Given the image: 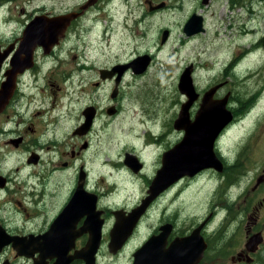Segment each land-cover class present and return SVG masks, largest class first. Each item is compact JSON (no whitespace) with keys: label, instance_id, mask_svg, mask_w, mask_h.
<instances>
[{"label":"flooded vegetation","instance_id":"af4514ba","mask_svg":"<svg viewBox=\"0 0 264 264\" xmlns=\"http://www.w3.org/2000/svg\"><path fill=\"white\" fill-rule=\"evenodd\" d=\"M57 1L61 4L60 0ZM132 1L75 0L74 8L51 13L46 8H30L31 2L27 0L23 2L24 7L11 9L4 16L0 15V24L3 20L7 24L3 27L4 30L11 32L8 25L17 27L6 44L0 42V91L11 76L23 71L17 75L16 89L9 103L0 110V264H116L119 261V264H125L126 261L133 264L134 253L152 237L160 236L164 226L171 227L167 237V249L176 239L188 237L200 230L207 249L199 264H264V167L261 166L259 173L248 178L249 180L240 177L238 181L236 178L233 182L230 181L229 174L237 171L239 161H227L221 148V138L239 120L240 111L234 107L235 98L231 92L223 94L224 88L221 86H217L219 88L213 100L226 98L227 109L233 117L215 144V153L223 163V171L206 169L193 177L181 178L160 193L138 221L133 219V213L150 196L152 183L162 168L164 153L173 149L185 137V130L175 128L177 119L169 124L168 140L162 141V137L155 132H145L144 139L140 140L142 143L139 150L149 151L151 147L157 146L158 162L154 165L153 173H146L145 157L136 148L133 147L124 155L121 166L125 168L132 181L131 186L138 194L135 204L129 205L134 202L130 198L127 200L129 204H126L118 195L117 184L107 183L105 175L92 178L85 164L78 165V161L94 149V144L101 142L104 129L120 120L123 113V122L129 117L135 119L134 112L137 111L132 106V101L124 98V79L129 74H143H136L129 68L120 79V72L113 76L108 72L116 66L130 64L141 56H150L151 65L155 60L153 55L144 53L122 63L119 55L110 65L107 57L88 55L93 50L101 49L102 42L108 38L109 28L104 31L102 20H107L114 13L113 10H119L116 13L119 14V22L120 8H126L129 14L135 10L143 13L135 20L137 25L169 8L165 0H139L140 3ZM204 1H193L195 7H191L186 23L192 17H202L205 27V13L215 2L222 11L227 8L240 10L249 2L244 0L239 4L236 0H224L225 4L222 0H208L205 4ZM258 2L264 5V0ZM102 3H105L104 6H101ZM102 10V14H96ZM247 10L248 13L251 9L248 7ZM71 14L76 16L48 54L43 45L37 46L32 51V62L28 68L12 66V59L20 48L24 32L33 21ZM110 20L113 21V18ZM87 22L90 23L88 30ZM75 27L78 41L82 40L87 31L93 36L88 37V44L76 45L75 63L79 67L69 77L64 75L63 78H79L76 80L79 83H74L72 88L75 91L81 89L80 95H86L85 86L96 90L89 93L91 100L88 103L78 104V107L72 106L74 96L71 93H66L71 97V101L66 104L63 101H66L67 96H59L57 92L60 88L55 86L56 91L54 85L50 86L48 80H58V68L47 66L57 50L61 51ZM162 31H169L170 37L169 29ZM248 33L254 34L252 31ZM184 34L187 39L199 35L189 37L185 31ZM1 35L2 33L0 38ZM167 41L163 44L161 39V44L165 45ZM253 46L258 48L259 45L255 43ZM61 65L62 63L59 68ZM212 88H216L215 85L199 93L194 105L200 108L204 94ZM46 90L47 94L44 95ZM123 101L127 104L123 105ZM70 107L72 115L69 114ZM191 118L194 119L192 115ZM173 129L177 134L175 139L171 133ZM113 165H118L120 172V160ZM198 179L203 180L207 186L210 182L213 183L211 193L206 199L210 204L207 215L190 223L189 229L187 219H184L187 222L185 228H182V219L179 226L173 215L161 210L166 220L163 219L164 221L153 227L143 243L139 238L143 236V229L163 196L184 181ZM254 180L257 182L252 184ZM234 186L240 187L238 194L229 193L228 190ZM201 214L204 215L203 212ZM133 220L135 224L132 227ZM130 229L128 240L116 252L111 251L112 238H121ZM97 236L99 246L93 254V239ZM103 256L108 258V262L101 261Z\"/></svg>","mask_w":264,"mask_h":264},{"label":"rangeland","instance_id":"374dc122","mask_svg":"<svg viewBox=\"0 0 264 264\" xmlns=\"http://www.w3.org/2000/svg\"><path fill=\"white\" fill-rule=\"evenodd\" d=\"M27 0H0V15L3 16L11 9L24 7ZM30 8H46L47 11L55 13L74 8L75 0H29ZM161 1V0H156ZM169 8L161 13L147 18L135 24V20L143 13L132 12L129 14L126 8L113 10L108 19L102 20V26L108 27V38L102 42V48L91 51L89 56L102 55L108 58L112 65L116 57L120 55V62L127 63L137 56L149 53L154 56V63L148 71L140 76L126 75L124 85V98L132 101L131 104L137 112L134 117H129L123 122V114L120 120L115 121L110 127L104 129L100 143L94 144V149L78 161V165L85 164L89 169L92 178H99L105 175L107 183H116L118 195L125 201L130 198L134 200L129 205L135 204L138 194L133 190L130 178L121 166L126 152L134 147L142 153L146 161V173H153L154 165L158 162L157 146L139 150L141 139H144L145 132L159 134L162 141L169 139L168 127L171 121L177 119L181 107L188 101L186 96L179 90L181 74L190 66L193 68V81L198 93L207 90L215 85L221 86L223 94L230 93L235 98L234 107L239 109V120L234 122L221 138V148L227 161L238 162L237 171L230 172L229 178L233 182L241 179L249 180L259 173V168L264 167V5L258 0H249L246 7L238 10L227 8L222 11L218 3H213L207 9L206 31L192 39H187L184 34L186 16L192 10L194 0H165ZM244 0H236L241 4ZM252 1V2H251ZM133 0L132 3H140ZM192 2V3H191ZM226 1L222 0V3ZM7 5H4L6 4ZM102 3L101 6H104ZM4 5V6H2ZM148 5H146L147 8ZM181 6H183L181 8ZM6 7V9H4ZM251 10L247 13V8ZM104 10L96 13L102 14ZM135 13V14H133ZM16 19L17 11L15 12ZM113 18V21L110 20ZM2 33L0 42L6 44L10 34L17 29L16 25L9 26L8 32L4 30L6 22L0 24ZM90 27L87 22L86 30ZM75 27L66 44L61 51L49 60L47 66L58 68V80H48L50 86L54 85L59 96L66 97V93L74 96L72 106L88 103V95L95 92L90 86H85V94L80 95V90L75 91L72 87L79 78L64 79L69 77L71 72L76 71L78 64L75 63L77 55L75 47L78 43L88 44L89 32H85L82 40H77ZM163 29L170 30V37L165 45L161 44ZM18 31H21L18 29ZM252 31L254 34H249ZM87 39V40H86ZM258 44V48L253 45ZM62 63L61 68H59ZM46 67V68H49ZM68 81L67 83H65ZM220 85H216V84ZM43 87V86H42ZM218 87V88H219ZM79 89L80 87L77 86ZM111 88V86H110ZM44 93V92H43ZM47 94V90L44 95ZM95 94V93H94ZM92 95V100L95 95ZM81 100V101H80ZM71 97L67 96L63 103L68 104ZM80 101V102H79ZM123 101V105H126ZM242 108V110H241ZM197 105L192 106L191 115L194 118ZM70 107L69 114L72 115ZM155 132V133H154ZM173 139L177 136L175 130L171 131ZM165 146H163L164 148ZM97 150V151H96ZM120 160V172L118 163ZM113 169V170H112ZM257 178V177H255ZM257 181H253L256 183ZM141 184V182H138ZM213 183L207 186L203 180L184 181L176 186L171 192L163 196L151 213L149 222L143 229V236L139 239L144 243L150 235L153 227L166 220L161 210L173 215L179 224L182 219V228L188 227L193 221L200 220L210 204L207 198L211 193ZM215 186V185H214ZM140 190L142 187H139ZM264 189V187H263ZM230 194H238L241 189L238 186L231 187ZM251 191V189H250ZM204 213L202 215L201 213ZM184 219H187L184 220ZM163 220V221H164ZM180 226V224H179ZM190 229V227H189ZM137 243H134L136 245ZM225 253V250H224ZM128 253L126 254V256ZM102 262H108L103 256ZM116 261V259H114ZM120 262V261H119ZM117 262L116 264H119ZM125 264H129L127 261Z\"/></svg>","mask_w":264,"mask_h":264},{"label":"water","instance_id":"95a60500","mask_svg":"<svg viewBox=\"0 0 264 264\" xmlns=\"http://www.w3.org/2000/svg\"><path fill=\"white\" fill-rule=\"evenodd\" d=\"M204 3L207 4L208 0H205ZM75 16L71 14L51 19L38 18L33 21L24 32L20 48L12 59V66L14 68H28L32 62V51L37 46L43 45L48 54L50 48L58 44L59 38L63 36ZM184 31L189 37L205 33L206 28L202 17H192L186 23ZM168 38L169 31H165L162 36V43L164 44ZM151 62L150 56H141L130 64L116 66L108 73L113 76L120 72V79L129 68H132L136 74H144ZM19 73L11 76L3 84L0 91V110L5 108L13 96ZM192 73L193 68L190 66L181 74L179 81V90L186 96L188 101L181 107L179 116L175 121V128L180 131L185 130V137L173 149L164 153L162 168L158 171L152 183L150 196L133 213V219L136 218V221L145 213L148 206L160 193L181 178L185 176L193 177L206 169L223 171V163L215 153V144L222 131L233 120L231 112L227 109L228 101L226 98L219 101L213 100L218 87L210 89L204 94L203 103L192 120L190 110L200 96L195 88ZM78 199L79 197L75 200ZM134 224L135 220H133L132 227ZM170 230L171 227L164 226L161 228L160 236H154L144 243L134 253L133 264H199L207 249V244L200 235V230L193 232L188 237L176 239L167 249V237ZM130 233L131 229L121 238L113 237L111 251L116 252L128 240ZM93 241L92 249L93 254H95L99 246V237L97 236Z\"/></svg>","mask_w":264,"mask_h":264}]
</instances>
